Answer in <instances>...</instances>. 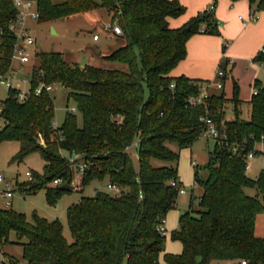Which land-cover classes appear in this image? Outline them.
<instances>
[{
    "label": "trees",
    "instance_id": "16d2710c",
    "mask_svg": "<svg viewBox=\"0 0 264 264\" xmlns=\"http://www.w3.org/2000/svg\"><path fill=\"white\" fill-rule=\"evenodd\" d=\"M237 2L240 0H231ZM40 22L55 21L106 8L119 16L126 44L108 60L127 63L129 72L93 67L72 68L60 54L41 53L40 66L31 75V93L18 99V90H9L2 102L0 145L19 142L15 157L22 161L40 153L46 162L44 176L35 175V184L21 187L27 195L37 194L49 182L64 178L65 183L53 195L72 193V171L63 152H76L88 162L83 187L94 181L108 180L121 188L114 196L97 191L82 197L67 210L72 241L58 221H48L0 208V244L9 242L14 233L22 246L24 262L4 254L0 264H211L245 259L249 264H264V240L255 235L257 216L264 213V170L255 178L247 176L246 155L264 137V86L256 82L248 120L240 117L239 85L234 81L233 98L224 92L209 93L202 104L191 106L197 97L198 81L185 76L172 77L174 69L187 57V43L195 35H220L214 12H204L183 26L172 29L170 18L182 16L186 8L178 0H37ZM217 2V0H216ZM257 12L264 11V0H249ZM216 4V3H214ZM17 12L10 0H0V73L11 67L16 39L9 26ZM226 47L224 45V52ZM138 58L142 68H139ZM264 63V55L255 58ZM230 61L224 59L219 69L223 82L231 78ZM59 83L70 90L69 98L82 116L78 126L75 113L67 111L58 132L52 129L55 103L51 93L35 95L38 85ZM146 87L149 98H146ZM235 107L234 118L226 117L227 106ZM227 140L215 144L205 165L206 177L197 169L195 183L203 193L199 209L181 215L172 239L182 244L179 255L167 254L166 236L159 227L175 209L179 190L178 155L167 147L176 143L189 149L202 137L206 113ZM44 142V145H42ZM136 146L137 168L130 154ZM154 161L167 166L155 167ZM176 184V185H173ZM255 189L257 195H247Z\"/></svg>",
    "mask_w": 264,
    "mask_h": 264
},
{
    "label": "rangeland",
    "instance_id": "374dc122",
    "mask_svg": "<svg viewBox=\"0 0 264 264\" xmlns=\"http://www.w3.org/2000/svg\"><path fill=\"white\" fill-rule=\"evenodd\" d=\"M186 8L185 13L174 20L180 22V28L192 18L206 12L211 5L216 3V10H220L228 0H178ZM228 5V4H227ZM229 6V5H228ZM229 8L222 11L224 14H230ZM216 10L214 11L216 18ZM113 11L110 9L102 8L93 12L83 13L76 16H72L64 19H57L55 21L29 22V31L36 40L35 46L28 47V53L31 56V62L27 64L23 71L18 75V81L13 85H20V91L28 96L31 93V75L34 70L39 69L40 61L38 55L41 53H57L60 54L62 60L66 65L72 68H87L93 67L102 70L129 72L130 66L127 63L108 60L105 57L111 55L114 51L126 44V41L114 35L108 27L113 23ZM217 20V18H216ZM218 22L227 23V17L223 16L222 20ZM220 35L213 33L199 34L202 37L216 38L219 41V51L221 55L228 49L229 42L224 43L221 25L218 27ZM99 36V41L95 42L93 37ZM250 41L247 38L242 39L235 46L237 53L240 56L244 55L248 48ZM224 45L226 50L224 52ZM187 58V57H186ZM183 60L173 71L172 77H180L177 75V71L181 70L184 62ZM231 63V62H230ZM252 64L255 65L253 73L256 77L250 82V72L246 67L243 68V79L226 81L224 90L227 99L233 98L234 81L239 85V100L241 101L238 109L240 117L248 120L250 117L249 101L252 99L256 88V82L259 85L264 86V67L262 63L252 60ZM139 68H142L141 59L138 58ZM233 64L229 65L232 67ZM193 79L198 81L200 91H218L215 85L212 84V80H204V78ZM256 79V82H254ZM48 86L53 87L51 95L54 98L55 103V120L59 125L63 124L67 111L71 112L76 109L75 115L77 116L78 126L82 127V116L77 109L76 102L69 98L70 90L59 83H52ZM146 98H149V90L146 87ZM9 88L0 82V111L1 104L8 98ZM227 118H234L235 107L229 102L226 110ZM4 121L0 118V129H2ZM20 143L16 141H5L0 145V175L7 180H15L19 186L26 184H35L27 182L26 174L31 172L34 175L44 176L46 162L40 153H33L27 156L22 161H16L15 157L20 151ZM167 147L174 154L178 155V173L179 179L183 184V188L186 189V195H179L177 200V206L171 210L166 218V253L179 255L183 251L182 244L172 239L171 233L179 227V220L182 214L189 210L191 202L195 210L199 209L198 198L202 195V189L195 183V173L197 169L202 177H206L207 171L205 165L209 159V153L214 150L215 143L212 140H208L205 137L198 139L189 149L181 150L178 144L168 143ZM130 154L132 156L135 166L139 167V158L137 155L136 146L130 148ZM67 153L63 152V156ZM262 157H257L252 161V168L247 173V176L255 179L259 172L264 169L262 163ZM155 167L167 166L168 164L162 161H154ZM81 184L80 182H78ZM108 180L103 182L94 181L90 185L83 187V191L72 193H63L58 197L53 196L60 186L54 185L53 181L49 182L45 188L41 189L34 195H16L12 200V210L25 215L29 222H32L33 215L36 213L39 217L45 218L48 221L58 220L63 226V233L65 238L71 242V232L67 221V210L70 206L80 202L82 197H93L97 191H106ZM83 184V183H82ZM81 184V186H82ZM195 189L194 191H192ZM247 195L256 196L257 191L255 189H247ZM0 208L3 205L0 204ZM4 254L15 257L16 259L23 261L22 246L17 243V238L14 233L9 236V242L7 244H0V260H3ZM162 264H167L164 259V254L160 256ZM123 264H126L124 262ZM211 264H228L227 262H212Z\"/></svg>",
    "mask_w": 264,
    "mask_h": 264
},
{
    "label": "built area",
    "instance_id": "2783aa9c",
    "mask_svg": "<svg viewBox=\"0 0 264 264\" xmlns=\"http://www.w3.org/2000/svg\"><path fill=\"white\" fill-rule=\"evenodd\" d=\"M13 7L17 12V16L15 20L10 24L9 29L13 33L16 39V44L14 45V51L11 58V67L7 74L1 75L0 73V82L6 85L9 90L16 89L18 90V99L25 100L27 96L20 91V85L14 86L13 84L18 81V75L24 69V67L31 62V56L28 53V47L35 46L36 40L32 36L31 32L29 31V22L31 21H39L41 14L38 8L37 0H10ZM216 9V5L213 4L207 10L208 12H214ZM121 12L118 13V16L114 19L113 23L108 27L111 32L116 36H122L123 31L119 24V16ZM258 20L257 11H252L250 13L249 20L247 23H255ZM94 41H99V36L95 35L93 37ZM259 55H264V46L261 48ZM264 67V63H262ZM225 76L224 71L218 69L216 81L212 82L213 85L216 86L218 90L224 89V82L223 78ZM53 91L52 86H48L45 83L41 82L35 90V95L40 96L43 92L51 93ZM258 89L255 90L254 95H257ZM209 93L207 91H200L197 97L191 98L189 100V104L191 106H197L199 104L204 103L209 98ZM72 113L76 112V109L71 111ZM201 121L205 125V131L202 134V137H205L208 140H212L215 144L222 145L227 140V134L224 128H219L215 121L210 117L208 112L206 115L201 119ZM52 129L54 131H59L60 125L57 123L56 120L52 123ZM59 135L62 132H58ZM44 145V142H42ZM257 157H262V163L264 164V137L261 138L259 142L255 144L254 149L249 152L246 157V172L248 173L252 168V161H254ZM65 160L67 165L72 171V179H71V188L73 191H83V178L85 173L87 172L89 165L88 162L84 161L83 156L76 152L67 153L65 156ZM27 182L36 183L37 178L36 176L31 173L27 172L26 174ZM65 179L64 178H57L53 181L54 185L60 186L62 185ZM80 182L82 184H79ZM173 185H176L173 183ZM106 191L110 194L117 196L121 194V188L115 184L108 183L106 186ZM194 191V189L192 190ZM187 191L184 188L179 190L180 195L186 194ZM16 195L26 196L27 192L18 185V182L15 180H7L3 176L0 175V204L3 205L4 209H12V200L15 198ZM199 200V198H198ZM165 225H161L159 227V231L166 236L167 230ZM228 264H249V262L245 259H239L229 262Z\"/></svg>",
    "mask_w": 264,
    "mask_h": 264
},
{
    "label": "crops",
    "instance_id": "0c3cea01",
    "mask_svg": "<svg viewBox=\"0 0 264 264\" xmlns=\"http://www.w3.org/2000/svg\"><path fill=\"white\" fill-rule=\"evenodd\" d=\"M181 1L183 3V0ZM228 1L220 10L217 11L215 9L217 20H222L223 16L228 19L227 23L219 22L221 28H223L224 43L229 42L228 49L221 55L218 46L219 41L216 38L202 37L199 35L193 36L187 43V60L184 62L181 70L177 71L178 76H185L192 80H201L199 78H204V80H212L214 82L216 81L220 64L224 59H228L231 62L230 64H233L230 67V70L232 69L230 79L236 81L243 79V68L246 66L250 72V82L256 77L253 73L255 65L251 61L259 55L261 48L264 46V11L257 12V22L247 23L250 13L254 10L256 11V7L251 5L249 0H240L237 2ZM226 6L227 8L230 7V14L227 15L222 12ZM168 21L172 29H177L181 24L173 18H170ZM244 38H247L250 44L246 52H244V55L240 56L235 46ZM254 82H256V79ZM225 85L226 83H224V88ZM211 93L219 92L212 91ZM227 119L230 120L232 118L228 117ZM255 235L257 238L264 240V213L257 216Z\"/></svg>",
    "mask_w": 264,
    "mask_h": 264
}]
</instances>
